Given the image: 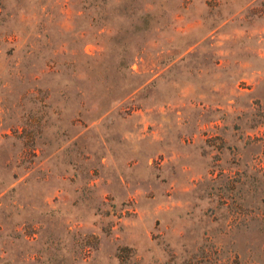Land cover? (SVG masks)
<instances>
[{
    "label": "rangeland",
    "instance_id": "obj_1",
    "mask_svg": "<svg viewBox=\"0 0 264 264\" xmlns=\"http://www.w3.org/2000/svg\"><path fill=\"white\" fill-rule=\"evenodd\" d=\"M0 264H264V0H0Z\"/></svg>",
    "mask_w": 264,
    "mask_h": 264
}]
</instances>
